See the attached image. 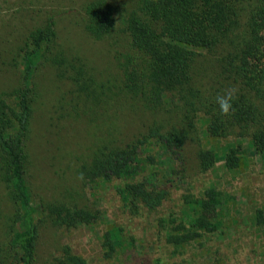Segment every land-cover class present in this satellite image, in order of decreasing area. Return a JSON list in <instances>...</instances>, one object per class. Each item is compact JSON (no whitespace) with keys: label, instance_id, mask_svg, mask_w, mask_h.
Wrapping results in <instances>:
<instances>
[{"label":"trees","instance_id":"trees-1","mask_svg":"<svg viewBox=\"0 0 264 264\" xmlns=\"http://www.w3.org/2000/svg\"><path fill=\"white\" fill-rule=\"evenodd\" d=\"M80 13L81 27L90 37L104 39L116 30L123 35L122 51L115 61V85L122 97L152 115L164 116L120 142L98 146L83 167L84 177L89 183L112 185L131 218L155 214L156 231L163 234L173 254L181 257L179 264L199 260L196 249L214 264L221 249L208 236L227 232L223 208L231 211L228 195L215 186L199 193L184 188L179 211L163 216L159 209L186 183V144L193 134L203 131L225 138L238 128L237 134L248 135L251 148L264 161V0H127L120 7L109 0H85ZM60 40L55 15H47L29 29L17 53L18 85L0 93V181L9 189L19 224L7 253L0 247V264H35L39 258L40 229L26 178L27 140L38 98L36 70L40 65L52 67L78 93L93 98L112 87L98 85L83 57L70 54ZM214 61L216 78L243 90L234 102V113L227 117L219 114L215 102L224 91L219 90L222 83L205 89L206 95L202 91L206 67ZM167 117L176 120L169 123ZM195 140L200 172L220 160L234 169L245 153L239 143L215 149L200 144L199 137ZM47 210L53 224L67 228L100 217L99 209L50 204ZM253 223L264 227L263 209L256 210ZM101 239L103 254L109 258L127 237L120 227L111 226ZM130 240L135 245L133 236ZM150 258L148 252L139 250L138 264H153ZM48 264L87 261L65 246Z\"/></svg>","mask_w":264,"mask_h":264},{"label":"rangeland","instance_id":"rangeland-1","mask_svg":"<svg viewBox=\"0 0 264 264\" xmlns=\"http://www.w3.org/2000/svg\"><path fill=\"white\" fill-rule=\"evenodd\" d=\"M84 1L0 0V93H9L18 85L19 47L27 31L49 14L56 16L60 41L68 52L83 57L98 85L112 84L103 95L93 98L78 93L68 80L57 77L52 67L40 65L35 72L38 98L26 147L29 159L26 178L40 229L39 258L35 264H48L50 257L65 246L82 255L87 264H138L139 250L148 252L153 264H179L181 257L173 254L163 234L156 231L155 214L147 219L131 218L123 210L112 185L101 181L89 183L84 177L83 167L98 146L120 142L154 119L164 117L152 115L118 92L115 61L122 51L123 35L116 30L104 39L90 37L81 27L80 6ZM109 1L120 7L127 0ZM214 62L208 64L202 78L205 95L206 90L213 85L217 87L219 82L222 83L219 90L229 88L225 81L216 78L218 69L213 65L217 61ZM167 120L171 123L176 119L167 117ZM238 131L235 128L225 138L207 136L203 131L200 135L193 134V140L186 144V183L174 190L159 209V215L163 216L179 211L184 188L199 193L205 187L215 186L226 193L231 207V211L223 208L228 233L208 236L209 242L221 249L214 264L264 263V227L253 223L256 210H264V161L251 148L249 136L237 134ZM198 137L200 144L215 149L229 142L239 143L245 150L240 165L229 169L220 160L208 171H198L199 145L195 140ZM50 204L99 209L100 217L90 224L67 228L51 222L47 210ZM17 215L9 189L0 181V247L5 254L13 230L19 229ZM111 226L120 227L127 239L108 258L103 254L101 236ZM130 235L135 245L130 244ZM194 253L199 260L192 264H209L202 250L196 249Z\"/></svg>","mask_w":264,"mask_h":264},{"label":"clouds","instance_id":"clouds-1","mask_svg":"<svg viewBox=\"0 0 264 264\" xmlns=\"http://www.w3.org/2000/svg\"><path fill=\"white\" fill-rule=\"evenodd\" d=\"M238 91V88L233 86L216 96L215 102L220 115L227 117L234 113V102L238 99ZM80 179H83V173L80 174Z\"/></svg>","mask_w":264,"mask_h":264}]
</instances>
